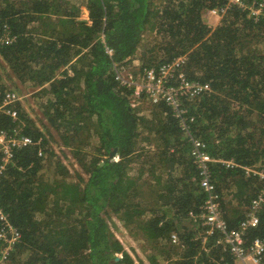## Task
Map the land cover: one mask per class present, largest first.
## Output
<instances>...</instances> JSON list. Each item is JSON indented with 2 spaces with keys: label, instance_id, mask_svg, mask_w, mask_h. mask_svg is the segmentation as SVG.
Here are the masks:
<instances>
[{
  "label": "trees",
  "instance_id": "16d2710c",
  "mask_svg": "<svg viewBox=\"0 0 264 264\" xmlns=\"http://www.w3.org/2000/svg\"><path fill=\"white\" fill-rule=\"evenodd\" d=\"M222 8L210 27L203 14ZM147 33L155 40L141 44ZM0 38L2 70L36 89L44 118L42 131L20 104L17 122L0 111V125L21 124L32 140L0 173V204L19 233L5 264H137L112 231V215L147 241L153 264L232 262L215 236L203 245L205 230L189 216L205 198L189 137L164 102L147 100L146 114L134 106L145 96L134 98L112 67L124 65L137 79L184 57L187 79L210 86L187 110L189 134L204 142L224 219L237 227L259 187L244 167L264 163L262 15L229 0H0ZM138 51L139 67L131 68ZM5 89L0 76V102ZM51 130L86 180L80 173L73 180L54 154ZM257 215L247 242L264 238V202Z\"/></svg>",
  "mask_w": 264,
  "mask_h": 264
},
{
  "label": "built area",
  "instance_id": "2783aa9c",
  "mask_svg": "<svg viewBox=\"0 0 264 264\" xmlns=\"http://www.w3.org/2000/svg\"><path fill=\"white\" fill-rule=\"evenodd\" d=\"M229 3L237 4L246 9L249 16L254 18H258L260 15L264 17V0L248 5H246L247 3L244 4L242 0H229ZM225 10L226 8H222L220 11L212 9L210 12L217 13L218 11L222 14ZM3 38H0L1 43ZM4 41L9 42V40ZM105 50L111 55V49L106 47ZM183 60L184 57H178L169 63L164 62L157 66L145 68L137 79H135L133 72L124 65L113 63L112 71L122 86L133 90L134 98L145 96L152 103L161 101L169 106L180 128L192 142L191 156L199 169V185L205 194V198L200 212L198 214L190 212L189 216L205 230L201 239L203 245L208 236H215L216 245H220L223 252H227L232 259L230 263L221 257L215 260L214 264H264V238H254L247 242L245 236L249 228L258 224L257 213L260 205L264 202V163L244 167L246 176L253 175L258 178V191L247 207L246 217L237 227L228 226L221 206V195L210 180L212 172L208 164L212 158L205 151L204 142L189 134V124L194 117L188 115L187 110L196 98L210 91V86L207 83L188 80L184 70H182ZM20 101L21 97L14 90L5 89L0 102V111L8 115L13 122H17L19 115L15 106ZM20 130L21 124L9 130L0 125V173L13 159L16 148L32 143L31 138L22 134ZM223 163L227 167L234 165L231 160H224ZM0 221L2 225L0 227V264H5L7 254L17 241L19 233L3 212L1 204ZM170 238L172 243L177 245L180 243L176 233L171 234ZM205 250L207 251V249Z\"/></svg>",
  "mask_w": 264,
  "mask_h": 264
},
{
  "label": "rangeland",
  "instance_id": "374dc122",
  "mask_svg": "<svg viewBox=\"0 0 264 264\" xmlns=\"http://www.w3.org/2000/svg\"><path fill=\"white\" fill-rule=\"evenodd\" d=\"M221 14L217 11V13H212L209 11H206L203 14V18L205 22L212 28L216 26V24L219 22V19L221 18ZM81 18L87 19L88 15L84 11V8L82 9ZM54 19V17L52 18ZM37 24V23H35ZM155 40V35L152 33H147L144 36V39L141 44H147V42H151ZM141 51H138L136 56L133 57V61L131 62V68L132 66L138 68L140 61L139 57L141 55ZM6 66L1 60H0V76L4 82V86H6V89L9 90H14L20 97V105L22 106L23 110L36 122L37 126L43 131V123H44V118L42 115V112L39 107V102L41 99L36 95V89L30 87L26 83H21L17 78H15L11 72L7 75L2 68ZM146 100H137L135 99L133 101L134 106H138L141 112L143 113H148L149 110L152 108L151 104L148 103ZM53 136V139L50 140V145L51 148L54 150V154L61 160V162L69 169L73 180H75L76 174L80 173L81 176L83 177L84 180H86L87 175L83 173L82 169L80 168L79 164L77 161L74 159L72 156L70 150L61 145V143L58 140V136L51 130ZM93 138V139H92ZM91 138V145H93L96 142V138L92 137ZM58 140V142H57ZM54 159V157H53ZM46 165V163H45ZM47 175L51 174V171L46 170L45 172ZM153 180V179H151ZM152 184V183H150ZM149 186L145 185L144 187L142 186V191L144 192L143 197L145 199H150L152 198L151 194L149 193ZM151 189V188H150ZM140 201L142 202V198H139ZM151 207V206H149ZM159 210V208H158ZM109 224L112 228V231L116 235V237L119 239V241L122 243L125 249H127L135 263L137 264H153L151 261L148 259V255L151 253L150 251V246L147 243L146 240L142 238L139 234L136 232H129L126 227L122 224L121 221L118 220V218L114 215H112V218L109 220ZM143 247H147L145 250H142ZM156 264H167L164 260L161 258L156 259Z\"/></svg>",
  "mask_w": 264,
  "mask_h": 264
},
{
  "label": "crops",
  "instance_id": "0c3cea01",
  "mask_svg": "<svg viewBox=\"0 0 264 264\" xmlns=\"http://www.w3.org/2000/svg\"><path fill=\"white\" fill-rule=\"evenodd\" d=\"M84 11L87 13V10L86 9H84Z\"/></svg>",
  "mask_w": 264,
  "mask_h": 264
},
{
  "label": "water",
  "instance_id": "95a60500",
  "mask_svg": "<svg viewBox=\"0 0 264 264\" xmlns=\"http://www.w3.org/2000/svg\"><path fill=\"white\" fill-rule=\"evenodd\" d=\"M111 155H113V154H111ZM115 260H117V259H115Z\"/></svg>",
  "mask_w": 264,
  "mask_h": 264
}]
</instances>
